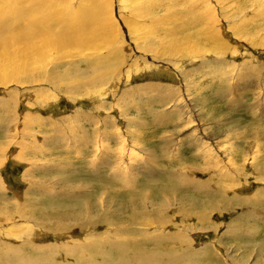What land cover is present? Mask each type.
Here are the masks:
<instances>
[{
  "label": "rangeland",
  "instance_id": "1",
  "mask_svg": "<svg viewBox=\"0 0 264 264\" xmlns=\"http://www.w3.org/2000/svg\"><path fill=\"white\" fill-rule=\"evenodd\" d=\"M11 1L1 0L0 9ZM22 5L13 3L15 22L0 17V41L7 47L0 67L9 62L0 75L18 81L0 84L1 255L16 249L30 258L25 244H60L63 264H101L115 255L94 256L87 248L116 241L115 230L125 228L132 252L170 248L173 256L187 253L194 260L172 264H216L210 256L217 264H264V0H23ZM100 5L112 10L120 28L117 44L104 52L48 49L46 66L40 67L29 63L26 41L11 35L40 16L70 15L72 26ZM215 19L217 28L210 26ZM188 42L197 50L193 55L168 53L172 45ZM146 47L153 50L144 52ZM104 59L113 72L91 86L95 78L89 79L86 68ZM65 71L85 76L61 78ZM47 191L53 193L54 221L62 222L72 210L62 227L70 228L68 239L58 227L34 220L50 211L41 199ZM19 204L24 218L15 208ZM158 241L163 244L155 245ZM188 244L197 253L187 252ZM66 251L71 256L60 259ZM31 264L47 263L37 257Z\"/></svg>",
  "mask_w": 264,
  "mask_h": 264
},
{
  "label": "bare ground",
  "instance_id": "2",
  "mask_svg": "<svg viewBox=\"0 0 264 264\" xmlns=\"http://www.w3.org/2000/svg\"><path fill=\"white\" fill-rule=\"evenodd\" d=\"M1 1V0H0ZM15 0H12L11 2L8 3V9L5 10L4 9H0V17H4L5 16H9L11 17L10 19H13V22H15L14 20H16L18 18V13L15 9V7L13 6ZM20 1L21 6L22 5V1L23 0H18ZM1 4V3H0ZM25 4V3H23ZM13 7V11L14 13H10V15L7 14V12L9 11L10 7ZM84 7L86 8V5L84 4ZM101 9H98L97 12L93 11L92 13L90 11H88L87 9V13L85 16H78L75 20H74V24L68 25V20H71V16L70 15H63L60 14L57 17H52V18H46V16H43V18L38 17L37 19H34L29 21L26 25L23 26L22 28V32L16 33L15 31L13 33H11V35L13 37H17L18 40L20 39H24V41H26V46L28 48V59H29V63L32 65H37V66H46V61H47V53H48V49H50L51 52H56L58 54H62L65 53L64 49H72L71 46L74 47H84L86 50H100L103 51L105 50L108 46H110L111 44H117V37H120V32L117 24L114 23L111 15L110 14V8L109 11L108 9H106L104 7V5H100ZM99 7V8H100ZM152 9V8H151ZM141 13V12H140ZM209 13H211V11H209ZM208 13V14H209ZM21 14V13H20ZM104 14V15H102ZM38 15V14H36ZM43 15V14H42ZM139 15V14H138ZM145 15V14H144ZM28 16V15H27ZM34 17V16H33ZM30 18V16H29ZM6 20V19H5ZM9 20H7L8 22ZM12 21V20H11ZM206 21V20H205ZM130 23V22H129ZM206 23V22H205ZM217 24V20L215 19V21L213 22L212 25H210L213 28H217L218 25ZM5 26L8 24H4ZM4 25H2L1 29L3 30V28L5 27ZM9 25L11 26V24L9 23ZM205 26H207L205 24ZM209 28V25L207 26ZM206 27V28H207ZM110 31H109V30ZM130 29V28H129ZM132 29V28H131ZM138 29V28H137ZM11 30V28L9 29ZM19 30V29H18ZM208 30V29H207ZM12 31V30H11ZM153 31V30H152ZM151 32V31H150ZM110 33H113L115 35V37L113 39H111L110 37ZM3 34V33H2ZM5 34V33H4ZM152 34V33H151ZM17 35V36H16ZM20 35V36H19ZM3 37V35H1ZM8 37V36H7ZM171 38V37H170ZM6 39V38H5ZM14 39V38H13ZM176 39V38H174ZM15 40V39H14ZM8 41V40H7ZM17 41V40H15ZM122 41V40H121ZM173 41V40H172ZM175 41V40H174ZM160 42V41H159ZM23 43V42H22ZM120 44V43H119ZM190 43L188 42L186 43H182L181 46H175L172 45L171 49L168 51V53H179L181 56H189V55H193L197 50L194 48H189L188 45ZM7 45V44H6ZM25 46V45H24ZM6 46H4V42L0 41V52L2 53V49H4ZM9 47V46H8ZM7 48V47H6ZM25 49V48H24ZM75 49V48H74ZM115 48L112 47V50H114ZM7 50V49H6ZM5 50V51H6ZM119 50V49H118ZM153 50V49H152ZM151 47H146L145 51H149L151 52ZM196 50V51H195ZM12 51V50H11ZM60 52V53H59ZM104 52V51H103ZM7 53V52H6ZM5 53V54H6ZM12 54H14L15 52H11ZM107 53H109V51H107ZM3 54V53H2ZM11 54V56H12ZM97 55V54H96ZM114 55V53H113ZM107 58H109L108 55H106ZM4 57L3 55L0 56V59ZM7 57V54H6ZM15 57V56H14ZM185 57V58H186ZM202 57V56H201ZM5 58V57H4ZM8 59H10V57H7ZM12 58V57H11ZM110 59V58H109ZM5 60V59H4ZM11 60V59H10ZM106 59H104L102 62L96 63L94 66L92 64H90L89 66H87V71L90 72L89 73V79L90 78H95L94 82L91 84V86L95 83H100L102 84L106 79V77L109 76V74H111V70H113V68H108V65H104ZM12 61V60H11ZM7 62V61H6ZM108 62V61H107ZM5 64V63H4ZM2 64V65H4ZM16 64V63H15ZM94 64V63H93ZM9 65V62H7L4 65V68H6V66ZM93 66V67H91ZM110 67V65H109ZM4 68L0 67V71H3ZM32 71V70H31ZM25 72L24 70H20V73ZM33 72V71H32ZM26 73V72H25ZM86 73V72H85ZM27 77H29L30 75L28 73ZM84 73H78L77 72H70V71H65L64 76H61V78H74L76 79L77 77L79 78V76L84 77L85 75H83ZM18 76V75H17ZM95 76V77H94ZM19 77V76H18ZM8 76H3L0 75V84H2V86H6L8 84H10L11 82H17L14 80H7ZM18 79V78H17ZM46 79V78H45ZM80 79V78H79ZM48 81V79H46ZM57 80V81H56ZM26 81H31V80H26ZM26 81H20V85H24L26 83ZM34 81H31V83H33ZM60 80L58 78L55 79V84L59 83ZM102 82V83H101ZM159 86V85H158ZM160 87V86H159ZM163 91L165 90V88L160 87ZM156 89V88H155ZM17 105V103H16ZM2 107V106H1ZM18 107V105H17ZM3 108V107H2ZM5 110V109H4ZM13 110V109H12ZM3 113V111H2ZM15 113V112H13ZM12 113V116L15 117V119L13 120L14 122H16V116ZM4 114V113H3ZM2 114V115H3ZM8 115V114H7ZM11 119V118H10ZM8 120V118H7ZM10 121V122H13ZM13 122V123H14ZM40 122V121H39ZM42 124V123H41ZM40 124V125H41ZM54 127V126H53ZM64 131V130H63ZM32 139V138H31ZM34 139V138H33ZM35 140V139H34ZM1 149V148H0ZM2 150H0V162L2 159V154L1 153ZM231 163V162H230ZM58 168V167H57ZM171 181V180H170ZM258 182V181H257ZM54 184V183H53ZM56 185V184H55ZM202 185V184H201ZM34 186V185H33ZM203 186V185H202ZM57 187V186H56ZM205 187V186H204ZM50 188V187H49ZM177 189V188H176ZM185 189V188H184ZM183 189V190H184ZM187 189V188H186ZM185 189V190H186ZM193 189H195L197 191V193L194 194H198L200 193L197 187H194ZM48 190V189H47ZM205 190V189H204ZM202 190V191H204ZM33 191V190H32ZM68 191V190H67ZM181 191V190H178ZM36 192V191H35ZM55 192V191H54ZM63 192V191H62ZM58 193V192H57ZM182 193V192H181ZM35 194V193H34ZM52 192H44L43 194V198L41 197V199L47 200V203L50 204L48 205V207L46 209H49V213L47 211L42 212L41 213V217L38 218L36 217L34 220L43 224V225H47L49 228H53V227H58L60 232H62L63 230V224L67 223L69 221V217L72 215L70 212H66V215H62V222H57L54 221L55 217H54V210L51 208V203H49V198L52 196ZM55 194V193H54ZM66 194V193H64ZM63 194V195H64ZM193 194V193H192ZM205 194V193H204ZM40 195V194H39ZM38 195V196H39ZM58 195V194H55ZM61 195V194H60ZM72 195V194H71ZM201 195V194H200ZM42 196V195H41ZM191 196V195H190ZM193 196V195H192ZM57 197V196H56ZM197 197V196H196ZM200 197V196H199ZM33 198V197H32ZM28 198L27 200L31 201L37 199V198ZM72 198V197H71ZM70 199V198H69ZM244 199V198H242ZM23 202V199H21ZM24 200V201H27ZM248 200V199H247ZM67 201V200H66ZM63 201V202H66ZM95 201V200H94ZM197 202V201H196ZM15 203V202H14ZM37 203V202H36ZM133 203V202H132ZM16 204V203H15ZM169 204V203H168ZM14 205V204H13ZM56 207V206H55ZM122 207V206H121ZM15 208L18 210L21 218H24V214L25 213L23 211V209L25 208L23 206V204H19L16 205ZM127 208V207H126ZM83 210V209H82ZM118 210V209H117ZM121 210V209H120ZM129 210V209H128ZM65 211V210H64ZM63 211V212H64ZM131 219L129 221L128 224L133 225L134 223V216H133V209L131 211ZM61 215V214H60ZM136 223V222H135ZM141 224V223H140ZM143 224V223H142ZM147 224V223H146ZM55 225V226H54ZM138 225V224H137ZM149 226V225H148ZM153 226V225H152ZM65 228V227H64ZM94 228V227H93ZM70 229V228H69ZM69 229L65 232L63 231L61 235H63L66 239H68V236L70 235ZM124 230V231H123ZM121 230L120 228H117L115 230V235L117 236L116 241H108L107 239L104 241H100L94 245L89 246L87 249L89 251L90 254L92 255H101L103 257H107L108 255L112 256L115 255V259L113 258H103L101 261V264H172V263H176L178 261L181 262H186L187 263L190 262V256L186 253L184 255H181L179 257H175L173 256L170 248L167 252H151V254H145V253H139L136 251H131L130 249H128L126 247V237L123 236V233L126 232L125 228ZM139 232V231H138ZM57 234V233H56ZM68 234V236H67ZM136 234V233H135ZM143 234V233H141ZM130 235V234H129ZM134 235V234H133ZM138 235V234H136ZM173 236H176L178 234H172ZM140 236V235H139ZM146 236V235H144ZM156 236V235H155ZM53 238L55 236H52ZM131 237V236H130ZM179 237V236H178ZM145 238V237H144ZM55 239V238H54ZM57 239V238H56ZM61 239V238H59ZM134 239V238H133ZM157 239V238H155ZM170 239L169 235L166 236V239L164 240H168ZM144 240V239H143ZM150 242L152 241L149 240ZM139 242V241H138ZM143 242V241H142ZM183 242V241H182ZM67 244V243H66ZM163 243L161 242H155V245H161ZM167 244V243H166ZM60 245V244H59ZM59 245H55V244H46V245H39L37 244L36 246L28 243L25 244V247L27 250H29L30 252V258L29 256L25 255L23 253V251H19L16 249H11V250H7L4 254L5 257L1 255L0 253V264H31V261L33 259H36L37 257H41V260H43L45 263L47 264H63L61 262H59L58 259V255L60 253L59 251ZM148 245V244H147ZM63 246V245H61ZM66 246V245H65ZM68 246V245H67ZM103 246V247H101ZM169 247V246H168ZM188 251H192L197 253L196 249L194 251V249H191V244L189 246H187ZM255 247V246H254ZM261 247V246H260ZM64 249V247H63ZM143 249V248H142ZM172 249V248H171ZM257 249V248H255ZM68 250V248H67ZM249 250V247H248ZM247 252V251H246ZM259 252V251H258ZM70 252L66 251V252H61V257L60 259H67L69 258ZM122 253H125L127 255V258L130 259L127 260V262L129 261V263L125 262L124 260H122L120 258V255ZM191 253V252H190ZM201 253V252H200ZM123 254V255H125ZM202 254V253H201ZM186 255V256H185ZM264 255V253H263ZM72 257H74L72 255ZM100 257V256H99ZM114 257V256H113ZM211 260L214 263H218V260L216 257L214 256H210ZM110 258V259H109ZM16 260H19V262H17ZM115 260V261H113ZM110 261V263H108ZM203 261H205V258L203 259ZM76 262H80V260H76ZM194 260H192L190 263H193ZM220 262V261H219ZM208 263V262H207ZM64 264H71V263H64ZM195 264V263H194ZM224 264V263H223ZM237 264H242V261H237Z\"/></svg>",
  "mask_w": 264,
  "mask_h": 264
}]
</instances>
